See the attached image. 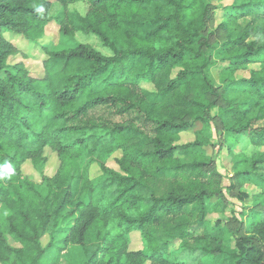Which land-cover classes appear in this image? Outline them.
I'll return each mask as SVG.
<instances>
[{
	"label": "trees",
	"instance_id": "trees-1",
	"mask_svg": "<svg viewBox=\"0 0 264 264\" xmlns=\"http://www.w3.org/2000/svg\"><path fill=\"white\" fill-rule=\"evenodd\" d=\"M56 1L63 10L49 15L51 0H0V207L9 210L0 218V264H59L48 256L59 233L60 243L82 248L81 264H264V192L253 195L262 210L250 231L236 216L225 224L235 246L220 227L199 233L208 201L224 196L219 172L199 138L175 144L196 122L216 121L211 108L220 107L225 139L264 146V0L226 7L220 28L241 49L227 60L257 67L221 89L196 81L210 64L197 44L209 10L204 0ZM76 2L86 3L85 14L68 8ZM52 21L66 36L98 35L113 54L87 43L45 46L41 76L9 62L27 56L10 33L35 43ZM170 104L176 107L155 115V107ZM46 148L59 159L52 175ZM178 148L191 160L178 157ZM119 151L118 169L109 167ZM27 162L39 180L25 173ZM94 163L100 173L92 177ZM252 166L236 179L264 188V151L253 154ZM134 231L142 249L129 247Z\"/></svg>",
	"mask_w": 264,
	"mask_h": 264
},
{
	"label": "rangeland",
	"instance_id": "rangeland-1",
	"mask_svg": "<svg viewBox=\"0 0 264 264\" xmlns=\"http://www.w3.org/2000/svg\"><path fill=\"white\" fill-rule=\"evenodd\" d=\"M49 15L59 14L63 10L62 3L56 0H51ZM243 0H204L208 5V15L205 17L204 24L200 31V36L197 39V44H203L202 48L206 52L210 64L206 69L205 75L196 77V81L203 84L207 80L216 88L221 89L233 78H245L250 76L251 67H257L256 64H247L243 67L231 66L227 57L233 53L241 52L240 48H232L227 44L229 33L220 28L225 16L229 12L226 9L228 5L239 4ZM70 10H78L82 14L87 11L85 2H76L69 4ZM249 18L240 22L245 23ZM11 38L18 44L19 47L24 49L27 56L23 53L13 55L9 58V62L22 61L26 67L32 71L34 75L41 76L44 72L43 60L46 58L43 47H48L52 50H61L73 47L79 43L90 44L95 49L99 50L105 55H112L113 51L102 41V39L94 33L77 32L73 36L63 35L59 30V25L55 22H49L45 27V35L38 40V42L31 43L28 40L22 39L19 35L11 34ZM250 40L253 37L249 38ZM249 40V41H250ZM23 51V52H24ZM178 70V69H175ZM206 79V81H204ZM142 87L152 89L153 84L146 83ZM176 106L170 104L168 108L163 106L155 107V115L160 117L168 110H173ZM221 108L212 107L211 115L217 116V120L208 119L205 122H196L193 127L183 130L179 133V139L175 142L178 146H184L187 143L200 139L204 142V150L215 162L219 176H217L218 186L223 190L224 196H214L208 201V214L206 217V226H202L198 232L202 233L207 227L211 230L221 228L227 234V239L230 245L235 246L236 239L231 233L227 232L225 224L231 220L232 216H236L239 220L245 222L246 225L252 229V226L260 219L261 210L254 206L253 195L264 192V188L259 185L255 179H245L239 183L236 175L241 172L253 170L252 158L253 154L258 151H264V146L257 147L251 144L247 137L239 139L238 143H232L225 139L223 132V124L221 122ZM186 119L188 116H186ZM44 155L47 156L48 161L46 164L45 173L52 175L59 167V159L55 152L50 148H46ZM123 155L122 151L116 152L109 160L108 165L114 169H118L116 161ZM176 155L180 158L191 160V157L185 153L183 148H178ZM25 173L33 176L35 180L40 179V175L36 172L33 164L27 162L24 165ZM100 173V167L94 163L91 167V175L95 177ZM221 201L225 205L222 211H218L214 206L216 202ZM9 214L6 206L0 207V218H4ZM69 220V224H72ZM221 223V224H217ZM235 224V223H234ZM238 223L236 222V225ZM230 227V226H228ZM231 229V227H230ZM232 230V229H231ZM233 232V230H232ZM57 240L63 238V234H57ZM51 236L46 234L42 239L43 246L50 243ZM56 240V241H57ZM57 241L53 248L48 252L50 258H57L59 264H81L83 259V250L76 244H63ZM11 243L13 241L11 240ZM130 249H142L143 242L141 234L138 231L131 233V241L129 244ZM148 262L147 264H149Z\"/></svg>",
	"mask_w": 264,
	"mask_h": 264
}]
</instances>
